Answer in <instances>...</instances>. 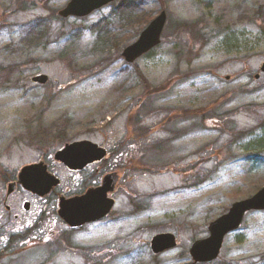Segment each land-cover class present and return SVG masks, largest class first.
I'll return each instance as SVG.
<instances>
[{
  "label": "rangeland",
  "instance_id": "374dc122",
  "mask_svg": "<svg viewBox=\"0 0 264 264\" xmlns=\"http://www.w3.org/2000/svg\"><path fill=\"white\" fill-rule=\"evenodd\" d=\"M68 1L0 0V231L18 224L22 199L30 214L45 206L18 191L9 215L6 180L68 141L116 157L98 167L118 175L115 205L75 230L57 222L53 239L0 247V264H192L188 249L208 224L264 185V0H117L61 18ZM161 10L160 43L125 62L123 48ZM38 74L49 81L32 82ZM54 168L60 191L77 190ZM165 232L176 246L153 254L149 240ZM200 264H264V210Z\"/></svg>",
  "mask_w": 264,
  "mask_h": 264
},
{
  "label": "water",
  "instance_id": "95a60500",
  "mask_svg": "<svg viewBox=\"0 0 264 264\" xmlns=\"http://www.w3.org/2000/svg\"><path fill=\"white\" fill-rule=\"evenodd\" d=\"M114 1L116 0H69L58 15L61 18L84 17ZM165 22L166 13L162 10L140 31L135 41L123 48L121 55L125 62L132 63L157 46ZM258 70L255 79L258 78L259 73H264V62ZM48 80L45 74L31 77V81L38 84H46ZM105 155V149L96 143L76 140L65 143L54 153V159L70 170H77L87 163L103 159ZM117 179L116 173H109L103 176L99 186L88 189L82 195L59 197L57 209L59 218L68 227L75 228L106 217L114 205V200L108 194L114 191ZM18 181L25 190L39 196L47 194L60 182L55 175L46 170L42 162L23 166L18 173ZM13 188V184H9L8 192ZM261 210H264V185L251 196L233 202L225 213L208 224L207 236L194 240L188 249L192 262L205 263L215 260L221 250L224 237L240 226L244 215L250 211ZM176 244V237L169 232L155 234L149 240L153 254L174 248Z\"/></svg>",
  "mask_w": 264,
  "mask_h": 264
},
{
  "label": "flooded vegetation",
  "instance_id": "af4514ba",
  "mask_svg": "<svg viewBox=\"0 0 264 264\" xmlns=\"http://www.w3.org/2000/svg\"><path fill=\"white\" fill-rule=\"evenodd\" d=\"M86 140V139H83ZM90 141V140H89ZM69 142V141H68ZM72 142V141H71ZM94 143V142H93ZM65 144V143H64ZM63 144V145H64ZM62 145V146H63ZM100 147H103L106 151V155L105 158L99 160V161H94L91 163H87L86 165H84L82 168L77 169V170H70L67 167H65L62 163H60L59 161L54 159V152L57 151L58 149L62 148V146L58 149H56L55 151L53 150H46L43 151L41 153V156L39 157V160L35 161V162H31V163H36V162H42L44 163V165L46 166V170L55 175L56 177H58L60 179V183L58 185H56L55 187H53L47 194L43 195V196H39L36 194H33L27 190H25L21 184L18 181V173L20 168L17 170L16 173H12V175L6 180V194L3 197V200L1 201L6 212L11 215L12 214V206L6 204V201L8 200V197L18 191H23L26 192L29 196L31 197H35L34 199L37 200H42V202L45 204V206H42L40 208L39 211H37L35 214H30L31 213V202L28 201L27 199H22V201L20 203H18L17 208H16V212L11 215L15 220H18V224L14 225L13 227H6L4 228V230L0 231V247H5L6 244L13 246V249H16L17 246H20L22 244H25V246L30 245L32 242H34V240H41V238H46V239H53L55 237V230L53 229L54 226L57 222H59V224H62L64 226H66L67 230H75L78 229L86 224H90V223H95L98 221H101L102 219L106 218H102L98 221L95 222H89L86 224H83L80 227H75V228H71L68 227L59 217L57 214V207H58V200L59 197H65V198H69L72 196H78V195H82L83 193H85L88 189L91 188H95L97 186H99L101 184V180H102V176L104 174H106L107 172H105L104 174H100L98 167L100 166V164L102 162H104L108 156L111 157V164L112 166L116 164V157L114 158L111 151H109L108 147H106L103 144H97ZM30 163V164H31ZM58 165L63 167V169H65L69 174L72 175V179L70 180V184H75L77 185V190H72L70 189V186H65L63 187V191H60L59 188L61 187L62 184V179L58 176L57 172L55 171L54 166ZM102 170V169H101ZM110 172V171H109ZM9 184H13V190L11 192H8V185ZM115 191V189H114ZM113 191V192H114ZM112 192V193H113ZM112 193H109L108 196L110 198H112L110 195ZM47 198H52V200H50L48 203H46V199ZM114 200V205H115V199L112 198ZM47 204V205H46ZM113 205V207H114ZM48 207V208H46ZM112 207V209H113ZM18 208H21V212L24 214H26L28 216V218H25V220H21L22 217L20 216V213L18 211ZM51 211V214L48 212ZM112 211V210H111ZM43 213H49L51 216L49 217L47 215V217H45V219H43L42 214ZM111 213V212H110ZM9 216V217H11ZM21 218V219H20ZM15 241L14 244H12ZM12 249V250H13ZM3 250H9L8 247L3 248Z\"/></svg>",
  "mask_w": 264,
  "mask_h": 264
},
{
  "label": "trees",
  "instance_id": "16d2710c",
  "mask_svg": "<svg viewBox=\"0 0 264 264\" xmlns=\"http://www.w3.org/2000/svg\"><path fill=\"white\" fill-rule=\"evenodd\" d=\"M138 17V15H136V16H134V18L136 19ZM138 20H139V22H140V24H143V23H145L146 21H147V19H145L144 17H139L138 18ZM138 22V23H139ZM140 143H138V145H139ZM12 246H10V247H8L9 249L11 248Z\"/></svg>",
  "mask_w": 264,
  "mask_h": 264
}]
</instances>
